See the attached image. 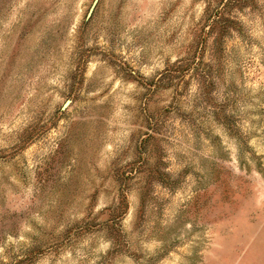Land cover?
I'll list each match as a JSON object with an SVG mask.
<instances>
[{
	"label": "rangeland",
	"instance_id": "1",
	"mask_svg": "<svg viewBox=\"0 0 264 264\" xmlns=\"http://www.w3.org/2000/svg\"><path fill=\"white\" fill-rule=\"evenodd\" d=\"M0 264H264V0H0Z\"/></svg>",
	"mask_w": 264,
	"mask_h": 264
},
{
	"label": "water",
	"instance_id": "2",
	"mask_svg": "<svg viewBox=\"0 0 264 264\" xmlns=\"http://www.w3.org/2000/svg\"><path fill=\"white\" fill-rule=\"evenodd\" d=\"M66 105L63 106V108L65 107Z\"/></svg>",
	"mask_w": 264,
	"mask_h": 264
}]
</instances>
